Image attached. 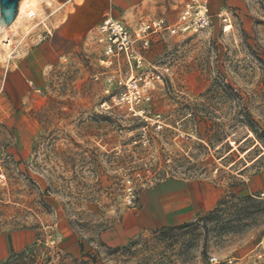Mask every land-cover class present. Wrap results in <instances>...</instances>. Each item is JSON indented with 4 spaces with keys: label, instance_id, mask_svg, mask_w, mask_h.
<instances>
[{
    "label": "rangeland",
    "instance_id": "1",
    "mask_svg": "<svg viewBox=\"0 0 264 264\" xmlns=\"http://www.w3.org/2000/svg\"><path fill=\"white\" fill-rule=\"evenodd\" d=\"M184 2L39 0L7 30L0 236L27 239L0 264H264V193L253 182L264 172V0L224 3L228 31L220 9L204 31L137 45L132 68L99 41L107 17L174 22ZM170 180L209 183L219 199L109 245L129 197Z\"/></svg>",
    "mask_w": 264,
    "mask_h": 264
},
{
    "label": "crops",
    "instance_id": "2",
    "mask_svg": "<svg viewBox=\"0 0 264 264\" xmlns=\"http://www.w3.org/2000/svg\"><path fill=\"white\" fill-rule=\"evenodd\" d=\"M111 1L124 9L138 0ZM232 1L210 0V11L222 9L220 14L227 13L224 3ZM253 182L257 192L263 194L264 172L257 173ZM218 199L219 192L206 182L170 180L157 184L137 194L134 204L121 221L105 231L104 239L111 246L122 245L142 229L171 225L188 219L198 212L209 211L216 205ZM26 239V235L21 232L0 236V260L20 249Z\"/></svg>",
    "mask_w": 264,
    "mask_h": 264
},
{
    "label": "built area",
    "instance_id": "3",
    "mask_svg": "<svg viewBox=\"0 0 264 264\" xmlns=\"http://www.w3.org/2000/svg\"><path fill=\"white\" fill-rule=\"evenodd\" d=\"M210 0H186L180 9L177 19L170 23L163 17L143 20L134 26L128 25L122 20L107 17L99 26V41L103 43L104 50L110 58L118 60L120 56L126 59L132 68V60L139 61L138 46L148 45L153 38L163 36L164 32L169 34L189 35L204 31L211 26ZM220 27L222 31H228L231 27V19L227 13L220 14ZM137 59V60H134ZM153 78V73H152ZM128 88L134 93L136 83L129 81ZM145 95V94H144ZM143 95V96H144ZM139 90H135L134 98L138 100ZM147 99L149 95H145ZM129 108L135 112L130 104ZM144 111V109H142ZM135 197L131 195L129 204H134ZM216 256L211 255L205 264H218Z\"/></svg>",
    "mask_w": 264,
    "mask_h": 264
},
{
    "label": "bare ground",
    "instance_id": "4",
    "mask_svg": "<svg viewBox=\"0 0 264 264\" xmlns=\"http://www.w3.org/2000/svg\"><path fill=\"white\" fill-rule=\"evenodd\" d=\"M38 1L39 0H20L19 5H18V12H17V15H16L15 19L13 20V22L8 26H0V43L2 44V46H3L2 48L4 51L3 53L0 52V55L2 57H4L5 52L6 53L8 52V49L12 44V39L8 36L9 33H7V30L9 31V28H11L15 24V22H17L22 16L26 15L29 11L34 9L37 6ZM37 8H38V6L35 9H37ZM19 21H18V23H19Z\"/></svg>",
    "mask_w": 264,
    "mask_h": 264
},
{
    "label": "water",
    "instance_id": "5",
    "mask_svg": "<svg viewBox=\"0 0 264 264\" xmlns=\"http://www.w3.org/2000/svg\"><path fill=\"white\" fill-rule=\"evenodd\" d=\"M20 0H0V26H8L15 19Z\"/></svg>",
    "mask_w": 264,
    "mask_h": 264
}]
</instances>
